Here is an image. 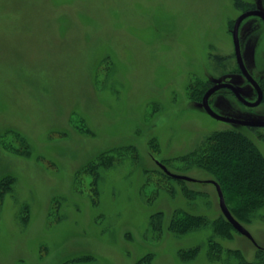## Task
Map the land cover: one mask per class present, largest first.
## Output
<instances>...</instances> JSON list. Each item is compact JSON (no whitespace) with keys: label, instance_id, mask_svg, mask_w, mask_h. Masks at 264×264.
I'll return each mask as SVG.
<instances>
[{"label":"rangeland","instance_id":"1","mask_svg":"<svg viewBox=\"0 0 264 264\" xmlns=\"http://www.w3.org/2000/svg\"><path fill=\"white\" fill-rule=\"evenodd\" d=\"M241 12L236 0H0V181L14 178L0 186V264H226V249L264 264V206L244 224L259 246L233 229L213 250L211 228H169L177 211L223 214L212 173L183 160L206 137L235 128L264 153V128L202 106L211 81L239 76L229 24ZM242 35L257 72L264 26ZM227 95L213 96L218 113L264 120V103Z\"/></svg>","mask_w":264,"mask_h":264},{"label":"trees","instance_id":"2","mask_svg":"<svg viewBox=\"0 0 264 264\" xmlns=\"http://www.w3.org/2000/svg\"><path fill=\"white\" fill-rule=\"evenodd\" d=\"M239 7H248L249 3L236 0ZM201 97V94L200 96ZM261 138L264 136L260 135ZM183 160H190L191 166L201 168L212 173L213 180H216L223 190L227 205L233 216L242 224L251 223L253 217L257 215L264 206V153L258 148L256 143L244 132L235 128H225L216 130L208 137L204 143L183 156ZM91 163V168L94 166ZM166 176L171 177L165 172ZM185 182L187 180H180ZM13 177L3 178L0 186L10 189ZM187 194L195 197L202 192L187 189ZM2 194V193H1ZM163 213L155 214L151 217V227L162 230L161 224L156 226V221L161 220ZM156 218V221H154ZM169 228L177 233H184L196 228H211L212 236L209 237L211 249L219 250L215 235L220 234L225 238L232 236L231 230H236L226 219L224 214L217 219L210 220L205 215L189 214L186 211H177L169 223ZM237 231V230H236ZM264 254V248L261 247ZM221 250V249H220ZM183 254L196 255V249L183 251ZM226 264H246L245 255L241 250H225ZM96 258L92 254L76 255L63 264H97ZM256 263V262H255ZM247 263V264H255Z\"/></svg>","mask_w":264,"mask_h":264},{"label":"flooded vegetation","instance_id":"3","mask_svg":"<svg viewBox=\"0 0 264 264\" xmlns=\"http://www.w3.org/2000/svg\"><path fill=\"white\" fill-rule=\"evenodd\" d=\"M239 8L242 10L241 14H243L244 12L249 11V10H261V11H264V5L258 6L255 2L249 3L248 7H239ZM239 16L235 20H232L230 22V24H229V30L232 33V37H234L233 36L234 25H235L236 20L239 18ZM250 17L251 18L254 17V18H252L254 21H249ZM255 22H256V24L258 22L259 24H262L264 26V19L261 16H258V15H251V16L246 17L240 23V26H239V47H240V52H241V55H242V58H243L245 69L250 74V76L253 78V81H251L247 77L246 73L240 67L239 62H238V58H237V55H236V47H235V56H236L237 66H236V68H231L229 73L230 74H234V75H239L238 78L237 79L233 78V79H229V81H220V82H215V83L213 81H211V84L208 87V89H209L210 87H212V86H214V85H216L218 83H228V84H231L234 87L235 91L238 93V94H236L234 89H232L230 87H223V88L217 90L216 92H214L211 95V97L209 98V104L217 113H218V111L216 110V108L213 105V103H215L214 102L215 98H214V100L212 102H211V100H212L214 95L221 94L223 92H225V94H228L227 97L232 96V98H234L236 100V103L238 104V106H241L244 109H247L248 111H253V110L257 111V107L261 106L264 103V67H260L259 68L260 70L257 71V72L254 69H251L250 65L248 64L247 58H246V52H249L250 50H252V52H253L254 51V46H251V48H250V46H247L248 43H249V41H248L249 39L246 40L245 39L246 36L243 37V35H242V31L245 28V25L246 24L251 25V24H254ZM255 28H256V26H251V28H250V30L248 31L247 34L253 32V30ZM233 40H234V38H233ZM234 46H235V42H234ZM258 55H259V62L261 61V59L264 60L262 58L263 54H262L261 49L259 50ZM198 93H200V92L197 90V93L195 92V94L198 95ZM261 93H262V100L257 105H252V106L251 105H247L246 103H244L241 100V98H243L245 101H247L249 103H255V102H257L259 100V97H260ZM229 98H231V97H229ZM257 112H258V114L264 115V112H260V111H257ZM231 118H233V117H231ZM228 123H230V122H228ZM232 124H236V123H232ZM248 127H251L254 130H258V129L264 128V126H259V127H257V126L256 127L248 126Z\"/></svg>","mask_w":264,"mask_h":264},{"label":"water","instance_id":"4","mask_svg":"<svg viewBox=\"0 0 264 264\" xmlns=\"http://www.w3.org/2000/svg\"><path fill=\"white\" fill-rule=\"evenodd\" d=\"M251 15H258L261 16L264 19V11L261 10H249L244 12L243 14H241L239 16V18L236 20L235 25H234V31H233V38H234V42H235V47H236V55L238 58V62L240 67L242 68V70L246 73L247 77L253 81V78L250 76V74L246 71L245 66H244V62H243V58L240 52V47H239V26L240 23L248 16ZM223 87H230L232 89H234V87L231 84L228 83H218L212 87H210L206 93L203 96L202 99V106L204 107V109L207 111V113H209L212 117L222 120V121H226V122H230V123H236V124H241V125H245V126H253V127H259V126H264V120H241V119H236V118H231L228 116H224L221 115L219 113H217L209 104V98L211 97V95L216 92L217 90L223 88ZM235 91V89H234ZM236 94H238L235 91ZM241 100L246 103L247 105H257L261 102L262 100V93L260 94L259 100L255 103H249L247 101H245L243 98H241ZM159 165L161 166V168L163 169L164 172H166L168 175H170L173 178L176 179H180V180H187V181H192L195 182L197 181V179L188 176V175H184V174H179V173H174L172 171H170L163 163H159ZM209 182H212L218 191L219 194V201H220V208L222 210V213L224 214V216L226 217V219L233 225V227L241 234H243L244 236L248 237L252 242H254V244L258 245L257 241L255 240L253 234L249 231V229L242 224L239 220H237L232 212L230 211L223 190L221 188V185L216 181V180H208ZM259 246V245H258Z\"/></svg>","mask_w":264,"mask_h":264}]
</instances>
